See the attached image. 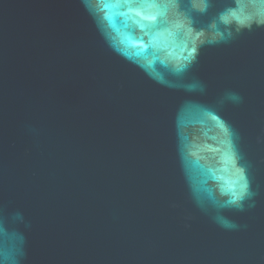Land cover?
Listing matches in <instances>:
<instances>
[{
	"label": "water",
	"instance_id": "1",
	"mask_svg": "<svg viewBox=\"0 0 264 264\" xmlns=\"http://www.w3.org/2000/svg\"><path fill=\"white\" fill-rule=\"evenodd\" d=\"M196 3L0 0V264H264V4Z\"/></svg>",
	"mask_w": 264,
	"mask_h": 264
},
{
	"label": "snow or ice",
	"instance_id": "2",
	"mask_svg": "<svg viewBox=\"0 0 264 264\" xmlns=\"http://www.w3.org/2000/svg\"><path fill=\"white\" fill-rule=\"evenodd\" d=\"M143 2L145 3H151L155 6H159L157 4V0H143ZM183 3V0H167V4L164 5V7L167 6H174L179 8ZM210 0H198V3L195 4V7H198L201 11L205 10L208 6H209ZM259 3H261V0H259ZM264 4V3H261ZM138 16H140V13H137ZM259 16H261V18H264V12L258 13ZM229 17H225V19H228ZM143 20H147V21H156L157 20V16L155 15H151V16H142ZM239 19L241 20V22H246L248 19H250L249 16H245V17H239ZM195 52V48L193 47L192 49V53H190V55H192ZM239 171V179L241 181H243V183L240 184V190H241V194H243V192L246 190L247 188V182L244 179L243 176V171L242 170H238Z\"/></svg>",
	"mask_w": 264,
	"mask_h": 264
},
{
	"label": "clouds",
	"instance_id": "3",
	"mask_svg": "<svg viewBox=\"0 0 264 264\" xmlns=\"http://www.w3.org/2000/svg\"><path fill=\"white\" fill-rule=\"evenodd\" d=\"M261 3H264V0H261ZM231 16L235 22L240 26V27H248L250 28L253 23L257 25H264V18H261V16L256 15V16H249L250 19H248L246 22H241L239 19V16L236 14L235 10L233 9H228L225 11V13L221 14V18L225 20V22H228L225 17Z\"/></svg>",
	"mask_w": 264,
	"mask_h": 264
}]
</instances>
